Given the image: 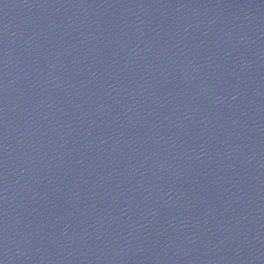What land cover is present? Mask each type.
<instances>
[{
	"label": "water",
	"instance_id": "obj_1",
	"mask_svg": "<svg viewBox=\"0 0 264 264\" xmlns=\"http://www.w3.org/2000/svg\"><path fill=\"white\" fill-rule=\"evenodd\" d=\"M0 264H264V0H0Z\"/></svg>",
	"mask_w": 264,
	"mask_h": 264
}]
</instances>
